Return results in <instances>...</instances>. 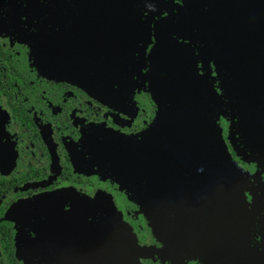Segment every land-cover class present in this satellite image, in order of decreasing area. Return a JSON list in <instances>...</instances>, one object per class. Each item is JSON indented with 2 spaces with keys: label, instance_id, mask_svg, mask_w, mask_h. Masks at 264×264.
<instances>
[{
  "label": "flooded vegetation",
  "instance_id": "1",
  "mask_svg": "<svg viewBox=\"0 0 264 264\" xmlns=\"http://www.w3.org/2000/svg\"><path fill=\"white\" fill-rule=\"evenodd\" d=\"M194 2L0 0V264H264L258 122L205 111L212 174L213 127L153 86L162 33L216 76Z\"/></svg>",
  "mask_w": 264,
  "mask_h": 264
},
{
  "label": "water",
  "instance_id": "2",
  "mask_svg": "<svg viewBox=\"0 0 264 264\" xmlns=\"http://www.w3.org/2000/svg\"><path fill=\"white\" fill-rule=\"evenodd\" d=\"M188 10L191 16H200L196 22L206 27L215 48L216 76L210 70L201 72L192 48L162 33L153 53V86L158 98L165 95L167 114H200L201 143H209L203 138V127H213L211 143L215 145L210 150L216 153V159L211 157L216 169L212 174L231 169L235 174L237 165L228 153L221 126L203 114L206 110L214 114V108L221 114L227 105L236 114H248L258 122L264 142V0H196ZM218 79L215 88L213 82Z\"/></svg>",
  "mask_w": 264,
  "mask_h": 264
}]
</instances>
